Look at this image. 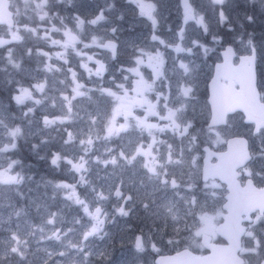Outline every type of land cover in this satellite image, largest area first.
Wrapping results in <instances>:
<instances>
[{
    "label": "rangeland",
    "instance_id": "rangeland-1",
    "mask_svg": "<svg viewBox=\"0 0 264 264\" xmlns=\"http://www.w3.org/2000/svg\"><path fill=\"white\" fill-rule=\"evenodd\" d=\"M235 1L238 0H223L222 3L219 0H63L62 3L51 0L47 8L49 17L41 21L42 9L39 5L42 0H21L18 8L24 26L18 23L17 29L21 27L27 35H39L45 39L48 36H66L65 33L70 37L76 33L81 37V46L76 48L79 52L84 51L82 43L95 36L100 43L106 39L122 40L123 51L129 49L140 61L142 57L145 59L154 53L155 74L147 77L144 71H139V75L131 73L129 83L133 78L134 82L150 78L149 83L155 84V93L168 95L170 90V99L175 100L182 86L201 84L199 78L204 79L207 73H211L214 62L221 60L219 55L224 44L230 42L237 51L250 52L252 45L248 41L252 40L255 49L264 52V48L261 49L264 41H259L263 37L244 34L243 27L252 20V16L247 11H237L239 6ZM247 2L251 13L255 5H259L264 12V0ZM101 13L102 20L95 25L90 23ZM80 20L84 21L83 25ZM35 26L39 33L35 31ZM53 26L58 31H52ZM12 33L15 35L14 31ZM154 36L155 40L152 39ZM88 53L80 58L85 59ZM5 56L2 59L3 69H6L10 91L0 86V264H104L107 258H112L114 264H131V255L134 260L142 262L143 254L158 252V249L167 246L178 249L183 241L186 242L184 239L192 242L188 241L189 244L200 246L201 235H195L196 231L203 229L201 234L215 232L217 201L213 200V205L210 204L215 193L212 189L214 183L204 182L207 185L201 188L204 196L199 198L200 203L189 205L190 195L185 185L192 184L194 178L188 180L183 164L166 163L169 138L176 135H159L156 132L158 141H166L155 146L164 168L158 167L160 175H152L142 166V158L128 162L138 137L134 131L118 139H105L106 121L102 118L94 125L89 122V114L95 110L93 104L74 101L72 112H68L59 91H67L71 84L69 76L45 72V63L40 64L41 71L26 68L18 52L12 48L6 49ZM75 58L78 59L77 56ZM10 59L20 67L17 68ZM164 59L168 60L169 66L160 69ZM182 63L192 70L187 75L180 67ZM127 66L136 68L137 64L133 61ZM157 72L162 75L158 76ZM78 79L86 84L91 81V86L88 84L90 87H101L93 79L89 80L88 74L79 75ZM45 80L44 93L32 87ZM113 80L123 83L121 75H114L113 79L107 75L105 87H113ZM21 88H28L34 99L18 104L14 97L20 95ZM37 99L42 103L37 105ZM37 111L41 113L39 117ZM110 114H115L114 107ZM65 116L70 119L61 123ZM44 117L60 119L46 126ZM59 127L64 129L65 137L52 132L53 128L57 130ZM17 128L20 131L16 135L38 136L39 139L42 135H51L55 143L67 151L62 167L64 177L50 183L53 192L58 193L60 198L57 200L54 196L55 207L50 206L49 201L40 199L19 205L14 198V191L9 186L15 182L12 176L16 173H10L13 165L7 163L5 157L16 136L11 133ZM68 133H71V140L66 143ZM129 139L132 143L128 142ZM143 139L147 141L148 136L143 135ZM121 150L125 158H121ZM176 156L173 153V157ZM113 158L115 164L112 163ZM74 165L83 167L77 171ZM164 172H167L169 180L175 177L181 187L174 190L161 184ZM186 172L189 174L190 170L186 169ZM92 181L94 185L90 183ZM88 186L93 189L90 187V191H83L82 187L88 189ZM121 209L128 214L124 215ZM174 216L176 219H173ZM201 216L203 220H199ZM137 235H141L143 251L136 247Z\"/></svg>",
    "mask_w": 264,
    "mask_h": 264
},
{
    "label": "flooded vegetation",
    "instance_id": "flooded-vegetation-1",
    "mask_svg": "<svg viewBox=\"0 0 264 264\" xmlns=\"http://www.w3.org/2000/svg\"><path fill=\"white\" fill-rule=\"evenodd\" d=\"M0 2L8 6L7 8L11 12L12 18L11 24L9 22H0L1 59L6 57V49L12 48L13 51L18 52V56L24 62L26 68H30L31 70H37L39 68L40 70L37 71H41L42 69L39 67L40 64L43 65L48 60V57L39 54L37 51L38 49H43L51 57V63L58 65L62 69L61 71L53 69L51 73L65 77L69 76V67L74 68L79 75L88 74L80 68V63L88 62L87 56L91 55L105 63L107 66V71L104 73L103 79H98L95 76L91 78L97 86H106L107 75L112 79L114 75H121V78L124 75H127L128 80L125 81L122 79L126 87L132 86L135 88L137 85L134 86V83L137 84V81H140L135 78L136 81L134 82L133 78L131 83H129V77H132L131 73L121 71V66L128 67L127 64H131L133 58L137 56L133 55L129 49L123 51L124 45L122 44V40L117 41L118 55L115 60L109 59V56H111L110 52L98 47H95L94 50H92V47L84 48V51L80 53L89 52L88 55L85 56V59L80 58L81 56L76 59V55L71 47L66 51L63 47L64 43L69 40V37L57 35L55 37L48 36V38L45 39V37L39 35L29 36L21 27L17 29V24H22L23 22L20 19L21 12L18 8V3H20L21 0H0ZM22 25L24 26V24ZM34 29L39 33L37 26H35ZM12 31L15 32V35H13ZM20 37H23V39L20 40ZM53 40H57L60 43L53 45ZM76 45L81 46L80 42L76 43ZM250 48H252V46ZM28 49L32 50L31 55L27 54ZM58 52L61 53L62 57L68 59L70 63L66 65L64 59L58 58L56 55ZM249 53H251V50L250 52L237 51V56L234 58L233 62L237 64L239 62V56ZM153 55L154 53H150V56L145 57V59L142 57V63L137 64L136 66L139 71L147 73V77L150 74H155V71L157 70ZM219 56L221 58V53ZM263 56L264 52H260L256 49V71L259 76L258 90L260 100L264 103ZM214 64L211 73L206 74V78H199L201 84H191L195 89L194 94L196 99L194 100H196V103L194 104V100L192 101V107H190L188 115L194 119L195 127L190 130L189 136L184 138L173 136L172 138H169L168 143L172 145V153H175V155L181 150L183 151V158L185 159L182 162L183 167L190 170V173L187 174L186 169H184L185 176L189 181L191 178H194L195 180L192 183V192L188 193L190 196L194 195L196 197V202L200 203V199L204 196V191L201 189L202 187H206L203 185H207L204 182L214 183L212 189L215 190V193L210 204L213 205V200L217 201L218 214L216 216L217 221L214 228L215 232L213 234L203 232L200 236V246L189 244V242H192L189 241V239H184L186 242L183 241L182 247L178 249L176 247L167 246L158 249V252L143 254L145 257H141L142 262L139 259L134 260L131 255V264H134L135 262H138V264H158L156 259L159 255H172L184 248L190 249L195 253L206 254L210 252L209 244L227 245L230 243V241L224 236V233L236 234L239 231L240 238L237 254L241 259V264H264V223L257 224V220L264 221V132H262L259 137H255L252 134L254 126L264 128V121L262 120V114L260 115L261 117H256L257 121L247 119V116L241 110L228 112L225 119H222L219 122H214L212 120V108L208 98L210 94L209 81L214 73ZM95 66V64H89V67L91 68H95ZM168 66V60L164 59V65L161 66L160 69H166ZM140 73L141 72H139V74ZM149 79L150 78H148V80L143 79V81L149 83ZM221 81L224 84L229 83V79L224 76L221 77ZM88 84L91 86V81H89ZM70 85L71 84L67 87V91H59V93H67ZM235 86L238 87V84L235 83ZM153 89L154 91L145 92L143 94L144 99L148 100L149 103L155 102V84H153ZM174 91L175 90H172V92ZM177 91L178 89L176 92ZM129 93V96L136 95L133 91H129ZM181 99L183 100L184 98L179 97V100ZM162 100L163 98L161 97V104L157 105L156 111L159 114L166 115V111L163 108V103H165V101ZM170 101L179 102L176 99H170ZM47 104L50 106L48 102ZM170 106H172L171 103ZM37 112V116L39 117L41 113L39 111ZM125 115L126 114L121 111V113L116 116V121L124 123L128 122L134 125L137 119H144L148 116L147 106L134 104L130 109V114L127 115V119H125ZM148 122L156 123L161 127L167 123V121L159 119L158 116H148ZM209 127L212 129L210 133L208 131ZM166 131L168 133H166ZM134 133L135 135H139L135 131ZM143 135H147V133H144ZM159 135L175 134L166 129L165 132L160 133ZM191 135H196L197 139L192 141L190 138ZM193 158H195L194 165L192 164ZM205 162L217 167H215L216 173L213 176H205L203 169ZM258 173L260 175H258ZM119 188L120 187H118V189ZM228 202L231 203L228 204ZM205 203L207 204V201H205ZM253 204H256V207L250 210L249 208H252ZM253 225L256 226L253 227ZM249 233H254V235L249 236ZM257 237L259 238L260 243L258 254L252 251L253 241ZM105 263L114 264L112 258H107L106 261H104V264Z\"/></svg>",
    "mask_w": 264,
    "mask_h": 264
},
{
    "label": "snow or ice",
    "instance_id": "snow-or-ice-1",
    "mask_svg": "<svg viewBox=\"0 0 264 264\" xmlns=\"http://www.w3.org/2000/svg\"><path fill=\"white\" fill-rule=\"evenodd\" d=\"M59 3H62L63 0H58ZM71 2V0H69ZM219 2H223V0H219ZM252 3L258 2V0H251ZM51 3V0H42L40 3L39 7L42 9V14L40 15L39 19L43 21L45 18L49 17V12L47 8L49 7ZM56 15H59L56 13ZM104 17L101 13L100 16H98L96 19H93L90 21L93 25L97 24L99 20H102ZM251 20V18H249ZM61 21L63 22V18L61 17ZM84 21L80 20V24L83 25ZM52 31H58V29L53 26ZM113 32L115 29L112 30ZM65 35H69L68 33H65ZM23 37H20V40H22ZM153 40L156 39L154 36L152 38ZM76 40L75 37H71L68 41H66L63 45L65 51L71 47L73 49L74 54L79 58L80 56L84 55V53H80L79 51L76 50L77 45L74 42ZM60 43L57 40H53L52 44H58ZM249 45H252L251 49V55L248 57L249 61L252 64V70H253V76L257 80V86L259 87V76L255 71L256 67V49L253 44L252 40L248 41ZM96 46L101 49H105L108 52H110L111 56L110 58L112 60H115L118 55V44L116 41L113 40H106L104 43H100L99 39L95 36L90 38V41H84L82 43L83 48H90ZM180 49H178L179 51ZM39 54L48 57L47 62L43 65V70L45 72L51 73L53 69L56 71H61L62 69L58 65H54L51 63V57L49 54L44 51L43 49H38L37 50ZM32 50L28 49L27 54L31 55ZM10 53H9V58H10ZM58 58L64 59V63L67 65L70 63V61L64 57H62L61 53L56 54ZM151 59V58H150ZM87 61L88 62H81L80 63V68L83 69L88 73V79L90 80L92 76L99 77L100 79H103L104 73L107 71V66L105 63L101 62L99 59H96L94 56L88 55L87 56ZM134 63L140 64L142 61L138 60L137 58H133ZM10 62L14 63V61ZM89 64H95V68L89 67ZM17 68L20 67L19 64H15ZM180 67L184 70V74L187 75L190 73L192 70L188 68L186 64H181ZM37 70H40L39 68ZM121 71L122 72H129V73H134L136 75H139V69L134 68V67H125L121 66ZM69 72V80L71 81V85L68 89L67 93H61L60 94V99L65 102V106L68 109V112H72V103L74 101H80V102H87L90 104H93L95 106V110L89 114V122L91 124H95L98 120L104 119L106 122L104 124V131H105V139H111V138H119L123 134H129L132 133L133 131L137 132L139 135L137 137V140L134 143V149L133 153L128 160L129 163H132L136 161L138 158L143 159V167L144 169L149 172L152 175H160L158 173L157 169L159 168H164V164L161 163V161L158 159V150H155V146L157 143L164 144L166 141L162 140H157V137L155 135L156 132L163 133L165 130H170L172 131L176 136L180 138H184L190 135V130H192L195 127V122L192 117L188 115V112L190 110V107H192V101L196 99L195 97V89L193 85H188V86H182L180 88L179 94L176 98L177 101H170V96H171V91L169 90V95H163L162 93H156L155 97V102L154 103H149L148 100L144 99L143 94L145 92H152L154 91L153 89V84L152 83H145L143 80L137 81V86L135 88H132L131 91L135 92L136 95L129 96L128 93L130 91L129 88L125 86L124 83H115V80H113V87H90L86 83H82L81 80L78 79L79 73L74 69L69 67L68 68ZM157 75H162V73L157 72ZM123 80H128V76L124 75L122 77ZM61 83H64V81H61ZM47 85V80L41 82V83H36L33 84L32 87L36 88L40 93H44L45 87ZM70 93V95H69ZM119 93V94H118ZM161 96H163V100L165 103H163V108L166 111V115L159 114L157 113V105L161 104ZM183 97V100H179V97ZM14 99L17 101L18 104H23L26 99H34L32 92L28 88H21L20 89V95L15 96ZM35 103L37 105L41 104L42 101L37 99L35 100ZM53 106H55V101L52 102ZM170 103L172 106H170ZM134 104H140V105H146L147 106V114L148 116H158L159 119L167 121V123L164 126H159L156 123H151L148 122V116H146L144 119H137L135 125H131L130 123H121L117 125L116 123V116L123 111L125 115V119H127V115L130 114V109L132 105ZM115 108V114L111 115L110 110L111 108ZM29 111H33L30 109ZM27 115V113H26ZM56 119H60L57 117ZM56 119L49 120L48 117H44V123L46 126L54 124L56 122ZM70 119V117L65 116L62 120L61 123H63L65 120ZM247 123V121H246ZM20 129L17 128L12 131V135L15 136L17 133H19ZM209 133L212 131L211 127L208 128ZM264 132V128H261L259 126H254L252 129V134L255 137H259L261 133ZM147 133L148 140L145 141L143 139V134ZM192 141H195L197 139L196 135H191L190 136ZM71 140V133H68V139H66V143L70 142ZM129 143H132L131 139L128 141ZM83 143V140H81V144ZM91 143V141H89ZM168 153H167V160L166 163L171 165L175 163L176 165H181L183 162V151L181 150L177 156L174 158L173 153H172V145L168 144ZM190 150V149H189ZM121 158L124 157V152L121 150L120 152ZM61 156L60 154H55L54 158L52 159L51 163L53 165L58 166V162L60 161ZM112 163L115 164L116 160L113 158ZM192 164H195V158L192 159ZM79 170L80 167H83V165L80 166H73ZM164 179L160 181L161 184L167 185L172 189H178L181 187V184L177 181L175 177L171 178L169 180L167 178V172L163 173ZM258 175H260L258 173ZM83 179V177H81ZM186 191L189 193L192 192L193 190V185L191 183H188L185 185ZM78 203L80 202L79 200L77 201ZM187 203L189 205L194 206L196 204V197L194 195L190 196ZM147 204H145V207L147 208ZM85 212L88 211L87 208L84 209ZM171 210V209H169ZM124 215H127V212H124L123 209L120 210ZM189 214L191 213V208L188 209ZM173 219H176L174 216ZM204 217H199V220H203ZM264 223V221L257 220V224ZM256 225H253L255 227ZM203 229L200 231H196L195 235L199 236L201 235V232ZM254 233H249V236H253ZM142 238L138 237L137 238V244L136 247L143 251L142 243H141ZM260 248V243H259V238L257 237L253 241V248L252 251L254 253L258 254V249Z\"/></svg>",
    "mask_w": 264,
    "mask_h": 264
},
{
    "label": "water",
    "instance_id": "water-1",
    "mask_svg": "<svg viewBox=\"0 0 264 264\" xmlns=\"http://www.w3.org/2000/svg\"><path fill=\"white\" fill-rule=\"evenodd\" d=\"M7 7L0 2V22L11 24V12ZM71 37L76 38L75 42L81 41V37L76 33H72L69 38ZM106 40L116 41L114 39ZM250 55L251 53L239 56V62L235 64L233 60L237 56V51L233 44L229 43L221 50V60L215 62L214 73L209 81L208 100L211 104L214 122L224 120L228 112L235 110L243 111L247 119L255 121H257L256 117L262 114L264 121V103L260 100L257 80L253 76L252 64L248 59ZM222 76L229 79L228 84L222 83ZM235 83L238 84V87L235 86ZM215 167V165L205 162L203 168L205 176H213L216 173ZM230 203L228 202V204ZM252 206L249 208L250 210L254 209L256 204ZM224 236L230 243L227 245L209 244L210 252L206 254L195 253L184 248L172 255H159L156 262L158 264H241V259L237 254L240 231L236 234L224 233Z\"/></svg>",
    "mask_w": 264,
    "mask_h": 264
},
{
    "label": "trees",
    "instance_id": "trees-1",
    "mask_svg": "<svg viewBox=\"0 0 264 264\" xmlns=\"http://www.w3.org/2000/svg\"><path fill=\"white\" fill-rule=\"evenodd\" d=\"M235 3L239 6L237 11L241 13H245L247 11L252 16V20L250 22H246L243 27L245 28L243 29L244 34H254L257 35V38L261 36L263 38L259 39V41L263 42L264 12L261 11V7L259 5H255V8L252 9L255 13H251L248 10L249 2H247V0H238L235 1ZM234 30L237 31L236 28H234ZM262 48H264V46L261 47V49ZM3 64V60L0 59V69H2L0 70V86L9 92V81L5 75L6 73L4 70L6 69H3ZM54 131L57 132L59 137H65V131L62 127H59L57 130L53 128L52 132ZM46 136L48 135H42V139H39L38 136L30 137L18 134L15 138L13 137L14 141L12 148L10 147V149L6 151L5 158L7 159V163L11 162L13 165L10 173H16L12 176L15 179V182L11 183L9 187L14 191V198L18 201L17 203L19 205H21L22 202L28 203L33 199H40L43 202L49 201L50 206L55 207L56 203L54 196H56L57 200H60L58 193L53 192L50 183L64 177L65 171L62 167L65 163L63 159L67 156V151L62 149L58 143H55L54 137L49 135L48 138H44ZM57 153L61 156L58 166L51 163L54 155ZM19 173H24L25 175ZM90 183L94 185L93 181ZM90 187L93 189L92 186H88V189L82 187V189L83 191H90Z\"/></svg>",
    "mask_w": 264,
    "mask_h": 264
}]
</instances>
